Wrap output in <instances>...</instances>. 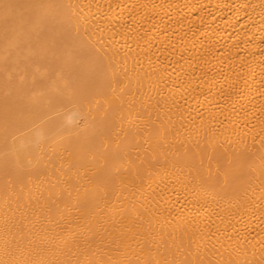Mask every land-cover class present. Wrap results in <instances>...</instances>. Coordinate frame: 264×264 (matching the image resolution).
<instances>
[{
  "label": "bare ground",
  "instance_id": "1",
  "mask_svg": "<svg viewBox=\"0 0 264 264\" xmlns=\"http://www.w3.org/2000/svg\"><path fill=\"white\" fill-rule=\"evenodd\" d=\"M0 264H264V0H0Z\"/></svg>",
  "mask_w": 264,
  "mask_h": 264
}]
</instances>
